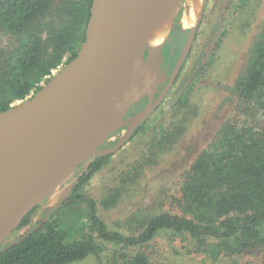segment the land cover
<instances>
[{
    "label": "trees",
    "instance_id": "obj_1",
    "mask_svg": "<svg viewBox=\"0 0 264 264\" xmlns=\"http://www.w3.org/2000/svg\"><path fill=\"white\" fill-rule=\"evenodd\" d=\"M91 3L92 0H0V43L10 40L7 46L0 45V112L36 93L41 88L39 84L48 82L64 59L67 64L76 56L85 40ZM182 4L184 9H178L170 29L171 35L176 33L177 54L185 42V37H180L185 13ZM197 66L196 63L194 70L199 71ZM228 91L224 104L237 103L236 108L242 105L252 115L264 110V22L240 75ZM184 107L183 98L176 99L173 116ZM148 119L126 142L146 126ZM170 133L173 132L162 131L153 148L169 143ZM112 155L88 160L63 205L43 213L35 232L0 253V264H71L89 256L98 258L101 248L93 236L70 239L60 225L76 206L80 210L74 214L87 219L101 240L139 248L133 254L121 255L120 264H157L147 248L160 235L186 244L188 254L204 256L206 264H253L246 257L264 249V122L239 127L237 122L223 119L185 172L180 196L175 200L180 213L143 215L137 219L141 232L136 235L110 230L97 216L95 201L82 194L85 184ZM38 207L28 213L15 232L31 224ZM61 209L68 212L60 216ZM255 264H264V256Z\"/></svg>",
    "mask_w": 264,
    "mask_h": 264
},
{
    "label": "rangeland",
    "instance_id": "obj_2",
    "mask_svg": "<svg viewBox=\"0 0 264 264\" xmlns=\"http://www.w3.org/2000/svg\"><path fill=\"white\" fill-rule=\"evenodd\" d=\"M179 8L183 10L184 5L180 3L176 13ZM185 10L186 15L182 13L181 26L183 32L187 33L195 11L190 6ZM176 13L162 42L165 73L156 82L154 90L160 89L162 81L171 77L178 56L179 45L174 44L175 36L170 34ZM263 22L264 0H207L179 79L175 78L164 101L149 117L146 126L116 151L106 166L95 173L82 189L85 197L95 201L97 216L110 230L119 231L124 235H136L141 232L137 219L143 215L150 216L156 212L179 214L180 209L175 200L180 196L185 172L198 152L207 146L220 122L225 118L231 119L232 122H237L239 127L264 122V110H258L259 112L252 115L241 104L240 109L236 108L237 103H223L230 95L228 89L243 69ZM9 41L4 40L0 45L7 46ZM65 62L66 59L58 70L52 72L49 79L66 65ZM196 63L199 71L194 70ZM184 77H187V80L183 79ZM182 80L185 83L182 84ZM44 84L41 82L39 85ZM146 97L149 99L148 95L144 98ZM179 97L183 98L185 107L174 117L172 107ZM138 108L136 103L134 114L121 122L122 128L112 132L113 137L105 143L106 147L103 149L112 147L113 143L124 135L134 115L142 109L135 113ZM168 130L173 132L170 133L171 141L160 149L153 148L161 138L162 131L164 133ZM88 164L89 162L85 163L72 173L38 205L29 227L13 233L5 244L33 229L40 221L45 208L61 205ZM82 209L86 207L83 206ZM78 210V206L74 207L72 212L61 209L60 216L68 212L67 217L62 219L61 227L69 233L70 239L93 236L101 250L99 261L95 256H89L71 264H120L121 255H130L139 250L138 247L128 248L122 244L101 240L87 219L80 213L74 214ZM184 245L186 244L179 240L173 241L168 235H160L150 242L147 251L157 264L207 263L204 256L188 254V247ZM263 256L264 249L249 254L246 258L249 263L255 264L260 263Z\"/></svg>",
    "mask_w": 264,
    "mask_h": 264
},
{
    "label": "water",
    "instance_id": "obj_3",
    "mask_svg": "<svg viewBox=\"0 0 264 264\" xmlns=\"http://www.w3.org/2000/svg\"><path fill=\"white\" fill-rule=\"evenodd\" d=\"M206 2L202 0L196 24L187 30L171 77L162 81L161 90L153 88L146 94L147 103L112 147L102 148L112 132L123 127L130 108L146 95L127 102L110 117L103 119V113L142 62L162 0H92L85 40L76 56L32 97L0 112V253L40 227L5 244L33 208L89 159L121 149L161 104L191 49ZM164 63L165 57L160 59L159 79L165 73Z\"/></svg>",
    "mask_w": 264,
    "mask_h": 264
},
{
    "label": "bare ground",
    "instance_id": "obj_4",
    "mask_svg": "<svg viewBox=\"0 0 264 264\" xmlns=\"http://www.w3.org/2000/svg\"><path fill=\"white\" fill-rule=\"evenodd\" d=\"M200 2L202 4L201 0H162L156 21L148 34L147 47L143 60L132 70L126 83L120 87L108 109L103 113V119L112 116L127 102L143 97L152 91L162 73L161 68H159L160 59L164 58L161 43L169 31V26L172 21L171 17L176 13V9L180 3H186V8L187 6L196 7ZM201 4L198 9L191 8L195 13L192 15L193 18L189 28L196 24Z\"/></svg>",
    "mask_w": 264,
    "mask_h": 264
},
{
    "label": "flooded vegetation",
    "instance_id": "obj_5",
    "mask_svg": "<svg viewBox=\"0 0 264 264\" xmlns=\"http://www.w3.org/2000/svg\"><path fill=\"white\" fill-rule=\"evenodd\" d=\"M201 1H202V0H201ZM184 2H185V1H184ZM185 4H186V3H185ZM200 4H201V2H200ZM200 4H199V5H200ZM186 5H187V4H186ZM199 5H197L196 7H194V6H190V8H194V9H196V8L199 7ZM185 11H186V10H185ZM183 15H186V12H185ZM170 21H171V20H170ZM170 34H171V33H170ZM186 34H187V33H184V32H183V30H182V26H181V35H182V36H180V37H183V36H184V37L186 38ZM172 35H173V34H172ZM174 36L176 37V33H174ZM175 37H174V39H175ZM180 37L177 36V38H180ZM172 85H173V84H172ZM171 87H172V86H171ZM171 87H170V89H171ZM170 89H169V90H170ZM160 90H161V89H160ZM168 92H169V91H168ZM157 97H158V94H155V95H154V98L152 99V101L155 100ZM164 99H165V98H164ZM147 101H148V99H147V97H146V98L142 99L140 102H138V107H139V108H138L137 110H135V113L138 112L143 106H145V104L147 103ZM163 101H164V100H163ZM163 101H162V102H163ZM162 102H161V104H162ZM161 104H160V105H161ZM160 105H159V106H160ZM134 106H135V104L130 108V110L128 111V113H127L126 116H125V119L131 117V115L134 114ZM159 106H158V107H159ZM156 109H157V108H156ZM154 112H155V111H154ZM154 112H153V113H154ZM129 113H131V114L128 115ZM153 113H152V114H153ZM152 114H151V115H152ZM151 115H150V116H151ZM150 116H149V117H150ZM149 117H148V118H149ZM123 130H124V129H123ZM123 130H122V131H123ZM133 133H134V132H133ZM131 136H132V135H131ZM131 136H130V137H131ZM111 137H113V134H111L110 138H111ZM110 138H109V139H110ZM126 143H127V142H126ZM126 143H125V144H126ZM114 144H115V143H113V145H114ZM125 144H124V145H125ZM104 146H105V144L102 146V148H105V147H106V146H105V147H104ZM96 157H98V156H96ZM93 158H95V157H93ZM93 158H91V159H89V160L91 161ZM83 165H84V164H83ZM83 165H81V166H83ZM81 166H80V167H81ZM78 169H79V168H78ZM81 176H82V174H81L79 177H81ZM77 180H78V179H77ZM77 180H76V182H77ZM76 182H75V183H76ZM75 183H74V184H75ZM65 201H66V200H65ZM65 201H64V202H65ZM64 202H63V203H64ZM63 203L61 204V206L63 205ZM45 209H46V208H45ZM45 209H44V210H45ZM44 210H43V212H42V214H41V219H40V221H42L43 213H45ZM40 221H39V222H40ZM39 222H38V223H39ZM38 223H36L35 226H36ZM28 227H29V226H28ZM31 229H32V228H31ZM31 229H30V230H31ZM23 235H24V234H23ZM21 236H22V235H21ZM21 236H20V237H21ZM20 237H17L16 239H18V238H20ZM16 239H14V240H12V241H10V242L15 241ZM10 242H8V243H10ZM6 244H7V243H6Z\"/></svg>",
    "mask_w": 264,
    "mask_h": 264
},
{
    "label": "built area",
    "instance_id": "obj_6",
    "mask_svg": "<svg viewBox=\"0 0 264 264\" xmlns=\"http://www.w3.org/2000/svg\"><path fill=\"white\" fill-rule=\"evenodd\" d=\"M57 70H58V69H57ZM48 78H49V77H48ZM32 94H34V93L32 92L31 95H32ZM31 95H30V96H31ZM28 97H29V96H28Z\"/></svg>",
    "mask_w": 264,
    "mask_h": 264
}]
</instances>
